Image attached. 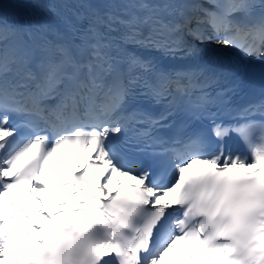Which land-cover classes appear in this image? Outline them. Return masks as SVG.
<instances>
[{
	"label": "snow or ice",
	"instance_id": "obj_1",
	"mask_svg": "<svg viewBox=\"0 0 264 264\" xmlns=\"http://www.w3.org/2000/svg\"><path fill=\"white\" fill-rule=\"evenodd\" d=\"M200 45L264 64V0L0 8V264H264V91L225 108Z\"/></svg>",
	"mask_w": 264,
	"mask_h": 264
},
{
	"label": "bare ground",
	"instance_id": "obj_2",
	"mask_svg": "<svg viewBox=\"0 0 264 264\" xmlns=\"http://www.w3.org/2000/svg\"><path fill=\"white\" fill-rule=\"evenodd\" d=\"M79 158H67L65 159L64 164L62 165V175H64L66 172L70 171L73 168H76V160ZM79 162L83 164V160L79 159ZM47 173V179L45 180V183L48 184V190L56 186V181L54 179L56 172L54 168L46 167L45 168Z\"/></svg>",
	"mask_w": 264,
	"mask_h": 264
}]
</instances>
